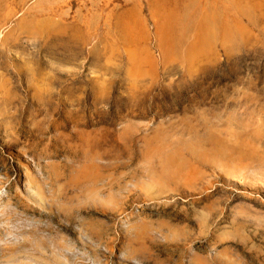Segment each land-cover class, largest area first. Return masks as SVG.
I'll use <instances>...</instances> for the list:
<instances>
[{"label":"rangeland","instance_id":"374dc122","mask_svg":"<svg viewBox=\"0 0 264 264\" xmlns=\"http://www.w3.org/2000/svg\"><path fill=\"white\" fill-rule=\"evenodd\" d=\"M0 264H264V0H0Z\"/></svg>","mask_w":264,"mask_h":264},{"label":"bare ground","instance_id":"6f19581e","mask_svg":"<svg viewBox=\"0 0 264 264\" xmlns=\"http://www.w3.org/2000/svg\"><path fill=\"white\" fill-rule=\"evenodd\" d=\"M201 15H203V16L199 17L198 20H196V21L199 22V24H200L201 26H202V25L205 26L206 24L208 25V23H211V21H212V20H211V17H209V16H205L204 14H201ZM199 20H200V21H199ZM213 20H214V19H213ZM196 21H195V22H196ZM199 24H198V26H200ZM199 28H200V27H199ZM201 28H202V27H201ZM204 28H206V27H204ZM204 28H202L203 31H204ZM209 28H211V27H209ZM202 30H200V31H202ZM204 32L207 34V31H206V30H205ZM204 32H203V33H204ZM208 32H209V31H208ZM205 33H204V34H205ZM209 34H210V33H209ZM202 36H203V35H202ZM204 36H205V35H204Z\"/></svg>","mask_w":264,"mask_h":264}]
</instances>
